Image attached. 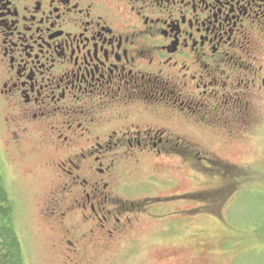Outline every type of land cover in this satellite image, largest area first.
Here are the masks:
<instances>
[{
	"label": "flooded vegetation",
	"instance_id": "obj_1",
	"mask_svg": "<svg viewBox=\"0 0 264 264\" xmlns=\"http://www.w3.org/2000/svg\"><path fill=\"white\" fill-rule=\"evenodd\" d=\"M263 95L264 0H0L1 127L47 155L40 213L65 264L160 198H129V163L230 168L196 137L250 132Z\"/></svg>",
	"mask_w": 264,
	"mask_h": 264
},
{
	"label": "rangeland",
	"instance_id": "obj_2",
	"mask_svg": "<svg viewBox=\"0 0 264 264\" xmlns=\"http://www.w3.org/2000/svg\"><path fill=\"white\" fill-rule=\"evenodd\" d=\"M1 126L0 121V157L26 263L65 264L66 255L54 245L58 233L40 213L49 188L41 176L47 155L42 149L29 151L26 144L23 158ZM196 138L213 157L232 166L204 170L188 161L180 171L152 154L142 155L139 166L129 163V198L136 204L145 196L160 198L147 197L146 209L138 211L139 223L108 250L89 248L95 259L84 264H264V95L259 123L250 132L228 138L201 129ZM149 174L160 179L149 180ZM179 194L186 197L164 198Z\"/></svg>",
	"mask_w": 264,
	"mask_h": 264
},
{
	"label": "trees",
	"instance_id": "obj_3",
	"mask_svg": "<svg viewBox=\"0 0 264 264\" xmlns=\"http://www.w3.org/2000/svg\"><path fill=\"white\" fill-rule=\"evenodd\" d=\"M16 205L7 186L4 163L0 160V264H27L16 226Z\"/></svg>",
	"mask_w": 264,
	"mask_h": 264
}]
</instances>
